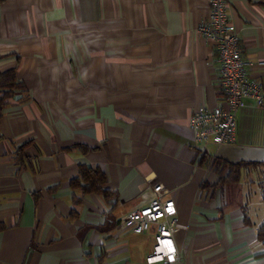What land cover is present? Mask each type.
I'll return each instance as SVG.
<instances>
[{
  "label": "crops",
  "instance_id": "0c3cea01",
  "mask_svg": "<svg viewBox=\"0 0 264 264\" xmlns=\"http://www.w3.org/2000/svg\"><path fill=\"white\" fill-rule=\"evenodd\" d=\"M209 13L208 0L0 3V73L24 87L0 119V264H147L153 236L122 220L153 199L149 180L187 226L182 264H264V111L247 101L233 144L188 128L225 101L197 31ZM226 14L242 58L264 61V0H226ZM247 75L264 87V67ZM83 168L109 201L71 186Z\"/></svg>",
  "mask_w": 264,
  "mask_h": 264
},
{
  "label": "built area",
  "instance_id": "2783aa9c",
  "mask_svg": "<svg viewBox=\"0 0 264 264\" xmlns=\"http://www.w3.org/2000/svg\"><path fill=\"white\" fill-rule=\"evenodd\" d=\"M209 16L198 27V34L215 47L216 62L220 67L225 101L214 108L200 107L190 118L188 128L198 144L216 146L236 141L237 114L246 108L247 101L264 111V87L249 77L251 69L264 67V61L244 60L238 48L239 33L226 14V0H208ZM148 186L154 193L145 207L128 213L122 220L125 229L134 235L150 234L155 244L147 264H182L174 236L186 231L187 226L177 219L174 202L164 199L162 186L152 180Z\"/></svg>",
  "mask_w": 264,
  "mask_h": 264
},
{
  "label": "trees",
  "instance_id": "16d2710c",
  "mask_svg": "<svg viewBox=\"0 0 264 264\" xmlns=\"http://www.w3.org/2000/svg\"><path fill=\"white\" fill-rule=\"evenodd\" d=\"M3 1L4 0H0V3ZM17 92H24V87L16 78L15 72L13 70H7L0 73V119L2 118L4 108L8 101L12 99ZM213 166L218 170L221 164L214 161ZM222 167L225 168L226 166L222 165ZM241 167L242 164L237 166H227L228 171L222 181L227 183L236 180ZM103 184L104 175L98 171H93L90 168L81 169L79 178L71 181V186L74 189H80L83 195L100 193L104 196L106 201H109L110 194L102 189ZM260 237L261 239H264V235H261Z\"/></svg>",
  "mask_w": 264,
  "mask_h": 264
}]
</instances>
